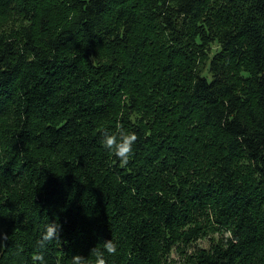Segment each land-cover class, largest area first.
<instances>
[{
  "label": "trees",
  "instance_id": "obj_1",
  "mask_svg": "<svg viewBox=\"0 0 264 264\" xmlns=\"http://www.w3.org/2000/svg\"><path fill=\"white\" fill-rule=\"evenodd\" d=\"M109 239L107 264H264V0H0V264Z\"/></svg>",
  "mask_w": 264,
  "mask_h": 264
},
{
  "label": "clouds",
  "instance_id": "obj_2",
  "mask_svg": "<svg viewBox=\"0 0 264 264\" xmlns=\"http://www.w3.org/2000/svg\"><path fill=\"white\" fill-rule=\"evenodd\" d=\"M138 139L137 134L133 131L131 133L119 128L116 133H109L103 136L101 144L103 147L115 154L120 163L127 164L133 151L135 143ZM62 226L49 225L44 231L39 240L40 246H44L47 242L54 239H60ZM92 252L95 254V264H107V255H114L118 252V245L112 239L106 240L103 243V248L94 247ZM107 254V255H106ZM35 260L44 262L43 253L37 254ZM74 264H83V258L79 255L74 257Z\"/></svg>",
  "mask_w": 264,
  "mask_h": 264
},
{
  "label": "rangeland",
  "instance_id": "obj_3",
  "mask_svg": "<svg viewBox=\"0 0 264 264\" xmlns=\"http://www.w3.org/2000/svg\"><path fill=\"white\" fill-rule=\"evenodd\" d=\"M2 28H7V30H18L21 27H24L25 25L29 24V20L19 17V16H11L10 20L2 18ZM217 49L216 46H213L212 52ZM214 54V52L211 54V56ZM214 240H218L220 238V233H215L213 236ZM212 240L202 239L197 243V246L209 249V247L212 244ZM194 251V249H191L189 254H191ZM173 264H187V259L181 254L180 252H174L172 255Z\"/></svg>",
  "mask_w": 264,
  "mask_h": 264
}]
</instances>
